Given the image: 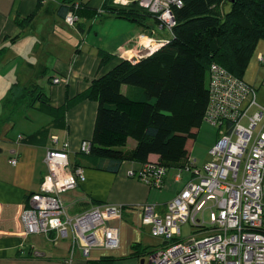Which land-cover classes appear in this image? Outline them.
<instances>
[{
	"label": "built area",
	"instance_id": "obj_1",
	"mask_svg": "<svg viewBox=\"0 0 264 264\" xmlns=\"http://www.w3.org/2000/svg\"><path fill=\"white\" fill-rule=\"evenodd\" d=\"M134 1L156 15L159 28L171 32L175 25L172 7L180 6L181 0ZM75 20L71 12L64 18L70 26ZM153 33L136 37L139 48L136 52L129 51V60L134 62L151 54L166 41L153 39ZM259 61L264 62L263 55ZM65 81L52 78L57 84ZM208 90L209 102L203 121L218 130V138L209 148L210 160L202 167L189 162L179 170L188 171L191 177L162 210L156 204L142 206V224L149 226L153 237L162 239L142 256L143 264H264V106L257 102L253 86L215 63L209 68ZM254 106L256 112L247 115ZM244 118L247 125L241 124ZM258 123L261 125L254 132ZM51 142L57 144L55 135L51 136ZM68 151L67 141L59 147L47 148L46 173L38 191L27 196L21 213L25 232L68 238L70 253L80 248L85 257L92 248L117 249L119 229L109 221L122 220L123 206L95 205L71 213L64 203L62 194L85 180L84 167L72 164ZM90 151V140H81L78 154L86 156ZM9 163L15 165L16 159L10 158ZM165 175V167L156 160L143 163L137 171L127 172V176L157 188ZM180 179L178 173L176 180ZM207 208L210 212L205 222L199 215ZM184 225L193 229L186 238L181 237Z\"/></svg>",
	"mask_w": 264,
	"mask_h": 264
},
{
	"label": "crops",
	"instance_id": "obj_2",
	"mask_svg": "<svg viewBox=\"0 0 264 264\" xmlns=\"http://www.w3.org/2000/svg\"><path fill=\"white\" fill-rule=\"evenodd\" d=\"M84 1H88L87 4L92 7L100 8L104 0H98L97 5H92V0ZM58 6L57 0H0V264H88L90 260L104 256L114 258L111 264H139L141 258L130 255L134 251L132 245L135 242L131 241L132 239L127 234L124 236V233L123 235L120 233L121 224L124 225L122 226L123 231L128 220L133 225L135 216L141 218V208L144 204H156L157 208L162 210L167 201L172 199L182 187L183 184L177 187L181 179L176 180L177 174L173 179H167L166 173L161 186L152 187L137 178L127 176L128 170L137 171L141 167L140 162L123 161L116 172H110L102 169L97 162L92 163L82 158L77 151L81 140H89L92 137L97 108L94 100L86 99L79 102L67 110L60 120L49 115V120L39 130L28 131L27 135H21V139L18 138L21 133L17 134L14 141H8V134L12 127L11 115L19 107L28 105L29 95L26 92V86L29 83L37 84L35 79L42 76L48 68L41 63L37 67L29 60L25 62L21 55L14 51L15 47L23 43L25 37H34L42 33L45 22L49 25V30L44 36L51 38L54 44L51 47L52 50H47V53L54 55L51 66L55 72L60 74V76H53L64 78L67 81L61 82L64 83L63 88L57 86L61 90L50 87L47 92L44 88L43 91L49 96L52 105L59 106L67 97L84 89L95 77L99 62L97 54L99 49L115 56L98 72V75H101L121 58L129 59L130 50L137 51L139 47L135 39L139 34H151L153 31V39L162 41L169 38L170 33L168 36L163 33L158 34L157 29L148 22H146V28L143 29L136 21L101 12L92 19L81 20L83 21L82 30L76 28L72 30L71 37L75 38L78 35L83 41L87 40L91 44V55L89 56L92 58L91 61L85 63L87 57L81 54V50L78 47L75 49L73 44L62 40L59 25L65 21L58 13ZM29 13L34 14L30 23H23L20 26L15 23L16 15L22 19ZM50 21L56 24L55 27ZM63 33L66 32L63 31ZM42 35L43 33L38 36ZM14 36L17 37L12 39ZM26 52L27 50L24 54ZM68 52L70 54L66 56ZM16 60H19V64L14 71L12 65ZM24 62L30 64L31 72L23 69ZM79 66L82 68H78ZM74 70L76 73L82 71L73 75ZM18 87L24 88V91L16 90L14 93L13 89ZM121 89L126 91L127 87L122 86ZM54 93L56 98L53 97ZM12 94L17 95L18 101L16 97L14 100L11 99ZM52 135L57 137V144L51 142ZM6 137L8 140H4L7 139ZM216 140L217 137L212 144ZM63 141L69 143L68 156L71 163L78 162L85 169V180L76 188L62 194L63 201L71 213L95 205L123 206L125 213L122 220L109 221L111 225L119 229L117 249L92 248L89 255L85 257L80 248H75L73 253H70L68 238L26 234L21 213L26 206L27 196L31 192L38 191L46 173L44 155L47 148L53 145L59 147ZM126 146L127 149L133 148L135 141L130 143L128 139ZM10 158L16 159L15 165L9 163ZM156 159L155 154L148 157V160ZM190 159L191 155H189ZM173 170L177 171L174 168ZM165 190H169L170 193L162 197ZM131 232L133 234L132 228ZM137 245L140 253L142 247L139 243Z\"/></svg>",
	"mask_w": 264,
	"mask_h": 264
},
{
	"label": "trees",
	"instance_id": "obj_3",
	"mask_svg": "<svg viewBox=\"0 0 264 264\" xmlns=\"http://www.w3.org/2000/svg\"><path fill=\"white\" fill-rule=\"evenodd\" d=\"M57 1L59 15L64 19L71 12L78 30H82L81 20L92 19L101 12L140 21L125 14L129 6H115L111 1L108 4V0L100 8L84 0ZM131 5L159 25L156 15L134 2ZM172 12L175 25L170 36L151 54L134 62L121 58L98 75L115 58L99 49L96 75L84 89L54 106L42 86L30 84L26 90L27 107L60 120L79 102L94 100L97 108L89 139L91 151L89 155H81L82 158L116 172L123 161L143 164L150 161L149 155L155 154L166 173L173 168L184 169L190 162L192 144L209 102L210 65L215 63L242 78L257 41L264 39V0H181V5L173 6ZM33 18V13L22 19L16 15L14 21L20 26ZM122 86L127 87L126 91ZM128 139L135 141L133 148L125 147ZM137 246L132 245L134 251L130 255L140 257L151 249L144 246L139 253ZM113 260L104 256L89 262L111 264Z\"/></svg>",
	"mask_w": 264,
	"mask_h": 264
},
{
	"label": "rangeland",
	"instance_id": "obj_4",
	"mask_svg": "<svg viewBox=\"0 0 264 264\" xmlns=\"http://www.w3.org/2000/svg\"><path fill=\"white\" fill-rule=\"evenodd\" d=\"M105 1L106 0H104L103 3ZM110 1H111V4L115 6H123V7L129 6L130 10L129 9L125 10V14L138 18L140 21H137V22L139 23V25L143 27V29L146 28L145 25H146V22H148L152 26H154V28L157 29L156 31L158 34L163 33V35H166V36L169 35V32L167 30L159 28V25L154 21L152 17H150L149 15H147L146 13L142 11L134 9L131 5L132 2L135 3L134 0H120V1L108 0V4ZM125 1H127V3H123ZM97 3H98V0L91 1L92 5H97ZM103 3L100 4V7ZM137 7L139 6L137 5ZM226 10H229L228 6H226ZM50 22L52 26L55 27L56 24L52 21ZM48 26L49 25L46 24L45 22L43 26L42 36H38L39 34H42V33H39L38 35H35L34 37L32 36L25 37L23 43L15 47V51H14L16 53L18 52L19 53L18 55H21V57L24 59L25 62L29 60L31 64L36 65L37 67H39L40 63L48 67L42 76H39L37 79H35L36 83L42 86V88H44L46 92L49 90L50 87H53V88L55 87V89L61 90L60 87L63 88L64 86V83L57 84V83L52 82V78L55 77L53 75L60 76V74L55 72L51 66L53 63L54 55H51L49 52L47 53V50H52L51 47H53V44H54L50 40L51 38H47L46 36H44L49 30ZM73 28H76V26L67 25L65 22L59 25V31L61 33L62 40L65 42H69L70 44H73L75 49H77L78 47L79 50H81V54L87 57L86 62H85L87 63V61H91V58H92V56H89L91 55V44L87 40L83 41L78 35L75 36V38L71 37ZM63 31H65L66 33H63ZM62 33L64 34V36L62 35ZM144 34H147V33H144ZM26 50L27 52L26 54H24ZM69 54L70 52H68L66 56H68ZM260 55L264 56V39H260L257 41L254 51L247 64V67L242 75V78L245 82H247L249 85L253 86L256 89V100L260 105L264 106V62L259 61ZM25 62L22 65L23 69L31 72L32 68L30 64L28 65ZM18 64H19V60L18 61L16 60V62L13 63L12 66H13L14 71H16ZM78 68H82V67L79 66ZM81 71L82 70H80V72ZM79 73H76L74 70L73 75H76ZM29 86H30V83L26 87L28 88ZM57 86H60V87H57ZM19 89H20L19 87L17 89H13V92L15 93L16 90H18V92L24 91V88H21L20 90ZM15 97H16V101H18V97L16 94L15 95L12 94L11 99L14 100ZM53 97L56 98L55 93ZM256 110H257V107L255 106L249 108L247 115L254 114ZM49 118L50 117L47 113L39 109L21 106L18 109H16V111L11 115L12 127L10 128V131L8 134L9 140L7 137H6L7 139H4V140L14 141L17 134L21 133L20 135L24 134L25 136L27 135L26 133H28V131L39 130L40 127H42L43 125L47 123ZM241 124L247 125L248 124L247 118H244L243 120H241ZM260 125L261 123H258L254 132H256L259 129ZM199 129H200L199 133L197 134V137L195 138V141L192 144V149L190 153L191 155L190 162H193V164L196 167H202V165L206 161L210 160L209 148L212 145V142L214 141V139L216 137L218 138V134H217L218 130L216 129V127L212 126L210 123L203 121ZM133 141H134L133 139H130V143ZM3 151L5 150L3 149ZM178 173L180 174L181 181L179 182V184H177V187L178 186L180 187L182 184L187 182L188 178L191 177V174L186 170L180 172L179 170L174 171L173 169H171L167 172V179H173L174 175ZM167 193H170V191L165 190L162 197H166ZM209 212L210 210L208 208L203 210V213L199 215V218H202L205 222H208ZM122 226L124 225L121 224L120 233L122 235L124 233V236L127 234V236H130V239H132L131 241H134L136 244L139 243L141 247H144V246L155 247V246H158L162 242V239L160 237H153L151 235L149 226L143 225L141 222V218L139 216H135V218H133V225H131L130 221L128 220L126 227H124V231H123ZM131 228H132L133 234L131 232ZM192 231L193 229L188 225L181 226V237L182 238L188 237ZM128 248L131 249V247H128ZM139 258H144V257L140 256Z\"/></svg>",
	"mask_w": 264,
	"mask_h": 264
},
{
	"label": "water",
	"instance_id": "obj_5",
	"mask_svg": "<svg viewBox=\"0 0 264 264\" xmlns=\"http://www.w3.org/2000/svg\"><path fill=\"white\" fill-rule=\"evenodd\" d=\"M164 244L166 243V242H163ZM144 263V259L143 258H141L140 260H139V264H143Z\"/></svg>",
	"mask_w": 264,
	"mask_h": 264
},
{
	"label": "bare ground",
	"instance_id": "obj_6",
	"mask_svg": "<svg viewBox=\"0 0 264 264\" xmlns=\"http://www.w3.org/2000/svg\"><path fill=\"white\" fill-rule=\"evenodd\" d=\"M156 45H154V47H155Z\"/></svg>",
	"mask_w": 264,
	"mask_h": 264
}]
</instances>
